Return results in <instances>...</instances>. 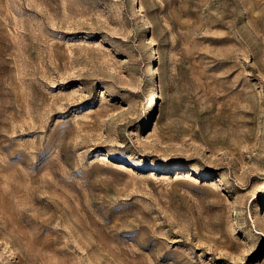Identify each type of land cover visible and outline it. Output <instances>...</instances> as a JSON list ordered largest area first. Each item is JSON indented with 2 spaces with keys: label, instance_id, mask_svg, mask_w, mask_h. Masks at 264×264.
I'll list each match as a JSON object with an SVG mask.
<instances>
[{
  "label": "rangeland",
  "instance_id": "obj_1",
  "mask_svg": "<svg viewBox=\"0 0 264 264\" xmlns=\"http://www.w3.org/2000/svg\"><path fill=\"white\" fill-rule=\"evenodd\" d=\"M2 257L264 264V0H0Z\"/></svg>",
  "mask_w": 264,
  "mask_h": 264
},
{
  "label": "bare ground",
  "instance_id": "obj_2",
  "mask_svg": "<svg viewBox=\"0 0 264 264\" xmlns=\"http://www.w3.org/2000/svg\"><path fill=\"white\" fill-rule=\"evenodd\" d=\"M150 72H151V73H154L155 70H154L153 68H151ZM151 104H153V102H152ZM151 104H150V105H151ZM1 260H2V261H1V264H7V263H8V264H11V263H9V261H8L5 257H4V258L2 257Z\"/></svg>",
  "mask_w": 264,
  "mask_h": 264
}]
</instances>
